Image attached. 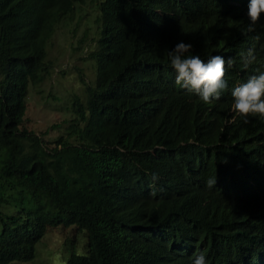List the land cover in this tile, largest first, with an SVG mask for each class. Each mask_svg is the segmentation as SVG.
I'll return each instance as SVG.
<instances>
[{"label":"trees","instance_id":"obj_1","mask_svg":"<svg viewBox=\"0 0 264 264\" xmlns=\"http://www.w3.org/2000/svg\"><path fill=\"white\" fill-rule=\"evenodd\" d=\"M85 1L0 0V264L31 260L46 229L68 225L73 242L78 232L85 237L84 252H70L62 264H176L177 247L204 239L203 226L212 237L204 250L215 261L238 255L227 248V232L246 225L220 202L203 204L202 192L216 177L237 193L241 166L256 157L242 155L244 143L228 144L234 154L225 157L172 84L168 57L179 42L200 57L217 50L228 23L210 13L224 0H95L80 15ZM81 18L82 37L93 29L94 77L79 73L84 97L72 94L65 130L47 139L24 125L26 97L48 74L46 48L57 26ZM182 212L193 220L171 219ZM217 228L216 237L210 230Z\"/></svg>","mask_w":264,"mask_h":264},{"label":"clouds","instance_id":"obj_2","mask_svg":"<svg viewBox=\"0 0 264 264\" xmlns=\"http://www.w3.org/2000/svg\"><path fill=\"white\" fill-rule=\"evenodd\" d=\"M213 13L219 14L220 26L228 23L218 34L217 50L210 57H200L192 51V44L177 43L168 51L170 67L175 72L172 84L186 94L199 125L217 135L216 144L222 146L226 158L234 154L228 144L236 148L242 143L247 147L242 155L256 157V161L241 166L242 182L238 183L237 193L230 194L216 177L207 180L209 191L202 192L203 204L208 200L213 205L220 202L227 216L244 223L248 231L237 233L230 229L227 248L239 254L231 253L215 261V253L204 250L207 236L211 235L206 227H200L205 238H196L187 248L177 247L175 263L264 264V0H224L221 8L210 14ZM151 180L155 186L158 174L153 173ZM257 204L263 205L260 213L240 217L243 209ZM183 217L192 219L186 212L174 214L171 219ZM218 230L210 231L217 237ZM52 264H62L58 255Z\"/></svg>","mask_w":264,"mask_h":264},{"label":"rangeland","instance_id":"obj_3","mask_svg":"<svg viewBox=\"0 0 264 264\" xmlns=\"http://www.w3.org/2000/svg\"><path fill=\"white\" fill-rule=\"evenodd\" d=\"M95 0H86L80 5L79 14L91 11ZM76 21V20H75ZM74 26L59 24L46 48V60L49 63L48 74L40 83L29 88L26 97L24 125L35 132H45V138L52 139L63 133L72 114L69 113L72 94L84 97V85L78 75L82 73L85 80H92L94 68L87 51L92 47L93 29L82 37L85 20H77ZM74 27V30L72 28ZM83 38L80 42L79 39ZM68 105V106H67ZM72 226L48 228L35 243V253L31 260H14L10 264H52L54 256H59L62 263L70 252H84L85 237L80 240V232L72 241ZM67 235V242H63ZM83 246H82V245Z\"/></svg>","mask_w":264,"mask_h":264}]
</instances>
